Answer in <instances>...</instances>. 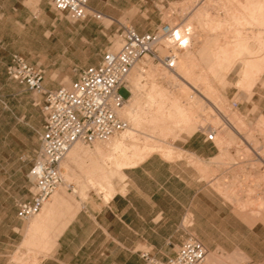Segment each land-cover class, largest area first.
Instances as JSON below:
<instances>
[{
	"label": "rangeland",
	"instance_id": "obj_1",
	"mask_svg": "<svg viewBox=\"0 0 264 264\" xmlns=\"http://www.w3.org/2000/svg\"><path fill=\"white\" fill-rule=\"evenodd\" d=\"M220 2L222 1L214 0L207 5V0H114L108 5V11L103 13L107 17H87L72 21L49 0H0V264H31L35 258L42 260L52 249L45 250H48L49 241L52 239L50 236H54L57 228L80 203L92 194L108 200L116 192H123L127 184V176L123 174L125 168L114 169L111 152L96 150L97 144L103 142H80L85 149L82 158L72 161L75 169L71 171L70 178L64 173L68 183L73 184L72 188L61 186L70 198L65 205L72 203V210L69 209L71 213L69 210L67 213L58 212L57 216L47 222L48 225L45 224L46 228L45 222H42L41 229H46L47 234H43V231L41 233V230L36 231L37 234L40 233L35 241V233L32 237L28 229L40 213L35 217L22 219L18 217L17 210L18 204L30 197L32 184L29 172L40 149L44 95L27 90L23 84L8 76L6 69L11 54L18 52L29 62L42 67L46 72V88L53 89L70 84L77 77L78 69L100 62L108 49L118 48V30L121 24L133 25L140 31H154L164 23L172 25L175 22L188 23L191 22L189 20H196L195 14L199 8L206 6L213 15L224 18L226 13ZM235 24L237 23L234 20H229L226 27L224 25V29H221L226 32L225 36L229 41L234 39ZM195 34L200 36L203 43L191 40V47L184 51L193 54V64L198 63L195 68L196 76L199 78L201 74H208L214 87L212 95L218 100V106L222 111L229 113L234 124L244 125L247 133L243 137L250 140V146L241 141L244 139L240 138L235 130L226 126L219 116L218 108H211L206 99L197 100V92L193 91L195 89L188 88L186 93L181 92L182 82H169L162 74L166 72L169 75L170 72L154 62L153 65L158 68L156 80L179 96L182 105L193 104V124L189 128L183 124L178 126L174 121L170 122V127H173L170 134L168 137H162L164 120L161 118L169 114V108H165L163 116H158L153 123L157 129L155 133L147 129L154 125L144 122L136 127V135L141 141L140 146L145 145L147 141L156 146L158 142L161 144L163 139H166L168 146L175 149L176 140H183L198 129L207 133L209 130H216L217 136L210 145L212 156L206 161L177 148L181 157L174 160L182 159L192 166L198 172L197 177L207 182L210 190V204L199 206V220L193 221L192 214L188 213L183 225L191 221L198 224L196 227V224L190 226L186 223L185 228L192 236L200 238L208 251L218 257L217 264H264V222L259 220L251 226L248 220L246 222L245 218L238 215L243 211L251 217H264V75L257 83L250 84V87L248 84L244 90H240L237 82L242 77V63H234L233 59L231 64L234 67H230V61H224L218 69L210 72L217 38L207 35L210 34L207 29L201 31L198 28ZM144 68L149 70L147 65ZM198 78L194 83L197 88L201 87L198 84L202 85L203 80V77L199 78L201 81H198ZM144 82L146 81L143 80ZM120 93L124 97L129 95L126 87H122ZM155 108L156 106L152 110ZM149 109L150 107H147L146 112H149ZM147 137L149 140H146ZM220 137L224 138L225 143L220 142ZM71 156L70 153L67 155L68 158ZM97 163L102 167L99 170H96ZM62 165L65 166L64 163ZM103 173L112 174L113 190H110L101 178ZM89 177H92L93 181L89 180ZM200 233L206 236L202 237ZM216 245H237L241 249L236 248L235 252L229 253L221 247L215 249ZM242 249L248 250L249 255Z\"/></svg>",
	"mask_w": 264,
	"mask_h": 264
},
{
	"label": "built area",
	"instance_id": "obj_2",
	"mask_svg": "<svg viewBox=\"0 0 264 264\" xmlns=\"http://www.w3.org/2000/svg\"><path fill=\"white\" fill-rule=\"evenodd\" d=\"M49 1L72 21L87 17L102 19L104 15L90 6L91 0ZM184 24L164 23L154 31H140L133 25L121 24L118 48L108 49L100 62L78 69L70 84L53 89L46 88V72L42 67L18 52L11 54L6 69L8 76L27 90L44 95L40 149L29 172L30 197L18 204V217L28 219L37 215L65 183L60 164L75 143L108 141L131 127L129 120L118 113L133 96L128 81L130 72L143 60L175 70L180 54L191 47L192 28ZM122 87L128 89L127 97L120 93ZM215 137L216 130H209L207 139L214 141ZM207 254V246L195 236L186 238L175 254L165 260L149 251L142 252L146 264H203Z\"/></svg>",
	"mask_w": 264,
	"mask_h": 264
},
{
	"label": "crops",
	"instance_id": "obj_3",
	"mask_svg": "<svg viewBox=\"0 0 264 264\" xmlns=\"http://www.w3.org/2000/svg\"><path fill=\"white\" fill-rule=\"evenodd\" d=\"M113 2L91 0L90 6L104 13ZM207 134L198 129L183 140H176L175 146L206 161L212 156ZM82 156L77 153L66 157L62 162L65 166L61 164L63 172L72 175L75 169L72 161ZM139 164L125 168L124 191L116 192L108 200L92 194L74 213H71L72 203L69 207L58 206L64 213L71 209L73 215L40 264H146L144 251L162 260L175 254L185 238L192 236L183 225L187 214L191 213L192 220L198 221L199 206L210 204L208 183L200 180L198 172L182 159L168 160L158 152ZM97 167L96 170L102 168L101 164ZM101 178L104 181L108 178L109 189H114L112 174L103 173ZM195 224L197 227L198 224L191 221L190 226ZM218 247L229 253L241 249L237 245L214 248ZM242 251L249 255L248 250Z\"/></svg>",
	"mask_w": 264,
	"mask_h": 264
},
{
	"label": "bare ground",
	"instance_id": "obj_4",
	"mask_svg": "<svg viewBox=\"0 0 264 264\" xmlns=\"http://www.w3.org/2000/svg\"><path fill=\"white\" fill-rule=\"evenodd\" d=\"M207 1H208L207 5H210L214 0H207ZM221 1L222 2L220 3L222 5V9L225 10V13H226L224 18L213 15V13H211L206 6L201 9L199 8L198 11L196 10L197 11V13L195 14L196 20H193L191 18L192 20H189L191 22L184 24V26H190L192 28L191 40H196L197 41L196 43L198 42L201 44L203 43L200 36L195 34V30L198 28L201 31L203 29L209 30L210 34H207V35L214 37V39L217 38L215 39L216 43L214 44V48H213L212 55L214 57V61H213V64L211 63V67L209 68L210 72L215 71L217 67H220V65H223L222 63L224 61L225 63L226 61L228 62L230 61V64H231L232 60L234 59L233 60L234 63H236L237 61L242 63V70L240 73L242 77L237 82V86L240 87V90H244L243 88L246 85L248 86L249 84L248 87H250V84L257 83L260 77L264 75V0H221ZM104 16L105 15H103L102 18H104ZM229 20H234L237 23L235 24V29H234L235 31L233 35L234 39H232V41L227 40L225 36L226 32H223L221 30V29H224V25L226 27L227 21ZM218 30L220 31L218 32ZM203 32L205 33V31ZM192 55H191V52L183 51L180 54L176 69L168 70L170 72L169 75H167L168 73L166 72L163 73L162 71L163 73L162 75L165 78H167L169 82H173V81L176 82L175 80L180 81V83L182 82L181 84L182 86L180 87L182 90L181 92L183 93H186L188 88L195 89L193 91L197 92V95H198L197 100H201L199 98L206 99L209 101V105L211 108H218L220 110L219 116L225 122L226 126L231 130H235L240 135V138L242 137L244 139L243 136L244 134L247 133L246 128L244 127V125L242 126L241 124H236V123L234 124L233 123L234 121H232V119L229 117V113L224 112L220 109V107L218 106V100L212 95L214 87L212 85V82L209 81V76L207 73L206 75L201 74V77H203L202 85L198 84V86H201V87L197 88V85L195 86L194 83L197 81V78H198L196 76L197 72H195L196 70L195 68H197L196 64L198 63L196 62V64H193L191 60ZM145 65L149 67V70H145L144 68ZM229 66H228V70H229ZM230 67H234V66H232L231 64ZM157 73H158V68L156 65H153V62L151 60H143L141 61V63L139 62L132 69V71L130 72L128 76V81L133 90V96L131 97L129 101L126 102V104L119 110L118 113L122 117L129 120V122L133 126L126 129L121 137H118L119 135L118 134L112 137L111 139H109L108 141H101L103 142L102 144H97V147H96L97 150H104V152L106 151L108 153L111 152L112 161H113L112 164H113L114 169L116 170H122L123 168H129V167L140 165L139 163L144 161L150 154L154 152L155 154L156 152L161 153L168 160H174V158L176 157L177 158L181 157V152L178 151L179 149L177 148L174 149L168 146L166 139H163V143L161 144L158 142L159 145L156 144V146L152 145L149 141H147L145 145L140 146L141 141L139 139V136L136 135V127L144 122H151V124L154 125V127L147 128V129L150 130L152 133H155L157 129L155 128L156 125L153 123H155V121L159 118L158 116L160 117L163 116V111L165 108H169V114L168 116L161 118L162 120H164L162 137H166V136L168 137V135L170 134V131L173 128V127H170L169 125L170 122L174 121L176 125L179 124L178 126H181L180 124H183L189 128L191 124H193L192 121L194 119V114H195V111L192 108L193 104L189 106L182 105L180 103L181 100L179 99V96L175 95L172 91L168 90L167 87L160 84L156 80ZM159 75H160V72H159ZM253 75L255 77H253ZM251 77H253L254 79L251 80ZM199 78H198V81H201ZM143 80H145L146 82L143 83ZM245 92H246V89H245ZM154 106H156V108L152 110ZM147 107H150L149 112H146ZM174 127L176 128V126ZM173 131L174 130H172V132ZM223 139H224L223 137H220V142L225 143L223 142ZM146 140H149V137H147ZM241 141L246 142V144L250 146V142H249L250 140L248 141V139H244ZM149 144L152 146H149ZM83 149L84 147L81 145V143L77 142L70 149L68 154L69 153L71 155H74L77 153L80 154L84 152ZM252 149L258 153V150H256L255 148H252ZM87 152L89 151H86V153ZM262 159L264 161V157H262ZM96 166L99 167L100 163H97ZM63 175H64V172H63ZM67 177L70 178L71 175L68 173ZM64 178H65V175H64ZM105 182H107L108 187L111 186L108 178L106 179ZM66 184H68L67 186L69 187L70 183H68L67 179L65 178V183L63 185L65 186ZM61 186L52 194V196L50 197L51 200L49 199L45 203V205L39 212L40 215H38L39 214L38 213L37 214L38 217L33 219L31 225L29 226L28 230L31 232L32 235L33 233H35V237L38 236L40 232L42 233L43 230L41 229V226L43 225L44 222H45L44 223V226H45V224L49 222V220L51 221V219L54 218V216H57L58 212H61V209H60L61 206L60 208L58 206L60 204L68 203L70 198L65 188ZM73 191H75V189ZM72 215L73 214H71L68 218H66L67 220L64 221L62 224L60 223L61 225L59 227L57 226L58 228L54 236L53 235L50 236V238L52 239H50L49 247H47L48 250L45 249L46 251H49L52 248L58 235L62 232V229L65 227L66 223L71 219ZM238 215L245 218L246 222L248 220V223H250L251 226L252 224H256L259 220L264 222L263 216H260V217L252 216L253 217L252 218L250 214L248 215L247 213L243 211L241 213H238ZM245 219L243 221H245ZM186 223L184 225H186ZM190 223H188V225H190ZM36 231L37 232L40 231V232L37 234ZM44 231H46V233H44ZM44 231H43V234H47V230L45 229ZM29 236L30 234L27 237ZM32 237H34V235ZM43 237H45V235ZM36 239L37 237L35 238V241ZM31 243L29 242V244ZM217 260H218V257H216L214 254L208 251L207 257L203 264H217L218 262ZM40 262H41L40 258H35L34 260H32L31 264H40Z\"/></svg>",
	"mask_w": 264,
	"mask_h": 264
}]
</instances>
